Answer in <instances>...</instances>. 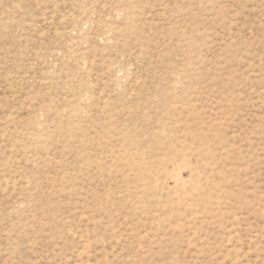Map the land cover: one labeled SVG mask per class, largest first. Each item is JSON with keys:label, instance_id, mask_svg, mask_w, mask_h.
Here are the masks:
<instances>
[{"label": "rangeland", "instance_id": "1", "mask_svg": "<svg viewBox=\"0 0 264 264\" xmlns=\"http://www.w3.org/2000/svg\"><path fill=\"white\" fill-rule=\"evenodd\" d=\"M0 264H264V0H0Z\"/></svg>", "mask_w": 264, "mask_h": 264}]
</instances>
